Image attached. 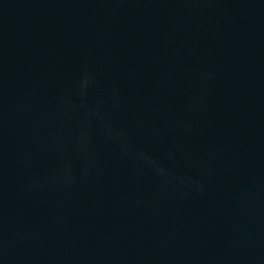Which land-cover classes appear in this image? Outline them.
<instances>
[{"label": "water", "instance_id": "95a60500", "mask_svg": "<svg viewBox=\"0 0 264 264\" xmlns=\"http://www.w3.org/2000/svg\"><path fill=\"white\" fill-rule=\"evenodd\" d=\"M0 264H264V0H0Z\"/></svg>", "mask_w": 264, "mask_h": 264}]
</instances>
